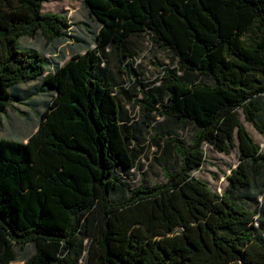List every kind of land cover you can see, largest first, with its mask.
I'll use <instances>...</instances> for the list:
<instances>
[{"label":"trees","instance_id":"1","mask_svg":"<svg viewBox=\"0 0 264 264\" xmlns=\"http://www.w3.org/2000/svg\"><path fill=\"white\" fill-rule=\"evenodd\" d=\"M44 1L0 0V123L10 88L39 79L34 94L48 96L25 142L0 138V264H264V149L238 114L264 139V0H82L95 47L51 68L17 47L67 36ZM142 35L168 62L137 98L119 79ZM147 129L172 167L165 183L130 188ZM204 144L238 150L221 194L191 175Z\"/></svg>","mask_w":264,"mask_h":264},{"label":"rangeland","instance_id":"2","mask_svg":"<svg viewBox=\"0 0 264 264\" xmlns=\"http://www.w3.org/2000/svg\"><path fill=\"white\" fill-rule=\"evenodd\" d=\"M41 12L44 14L59 15L65 18L69 28L66 30V37L56 40L51 44H45L43 38L37 34L34 38L22 37L17 42L18 49L33 48L48 60V67L55 64L61 66L70 59L73 54H83L86 49L95 47L94 36L99 31L98 23L88 15L82 0H45L41 6ZM128 53L131 60L133 72L124 74L119 82L128 90V94L139 95V90L152 84L157 85L161 75L158 64H167L166 53L155 48L146 35L135 36L127 43ZM110 67L115 66V60L110 57L108 60ZM47 67V69H49ZM39 79L26 85L19 84L9 89L12 97L13 106L1 113L0 138L17 141H26L32 135L38 126L39 115L45 109V103L48 96L44 95L42 87L38 88V95H35L34 85ZM36 88V87H35ZM26 89V94L31 95L28 102L19 103L17 98L22 96L21 90ZM132 98V97H131ZM140 98V95L137 97ZM131 114L137 117V109L132 110L128 107ZM241 124L244 126L253 141L264 149V139L256 130L247 123L241 111H238ZM156 122H162V118L155 116ZM147 134H137L139 144H142L144 150L142 158L138 163V169L132 172L127 178L126 183L130 188L139 185L152 186L163 184L166 181L164 169H171L172 163L163 166L155 160L159 156V151L151 145L152 140H147V136L152 138L154 131L147 129ZM181 137V132L178 133ZM183 136L189 138L190 131L184 132ZM205 154L203 165L191 173L195 178L207 183L212 191L219 194L226 188L225 177L230 174V170L235 168L238 163V150L232 148L228 154L216 152L211 145L204 144L202 147ZM32 252L30 246H26L19 257L22 259L28 257Z\"/></svg>","mask_w":264,"mask_h":264},{"label":"crops","instance_id":"3","mask_svg":"<svg viewBox=\"0 0 264 264\" xmlns=\"http://www.w3.org/2000/svg\"><path fill=\"white\" fill-rule=\"evenodd\" d=\"M25 142V141H24Z\"/></svg>","mask_w":264,"mask_h":264}]
</instances>
